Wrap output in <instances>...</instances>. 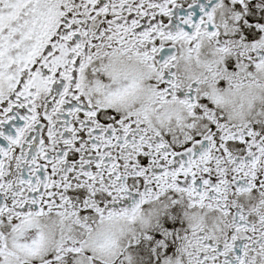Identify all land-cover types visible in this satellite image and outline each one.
Listing matches in <instances>:
<instances>
[{"label": "snow or ice", "instance_id": "1", "mask_svg": "<svg viewBox=\"0 0 264 264\" xmlns=\"http://www.w3.org/2000/svg\"><path fill=\"white\" fill-rule=\"evenodd\" d=\"M0 264H264V0H0Z\"/></svg>", "mask_w": 264, "mask_h": 264}]
</instances>
